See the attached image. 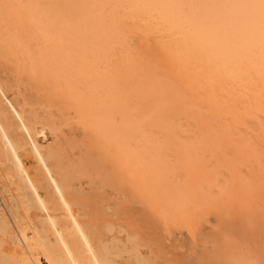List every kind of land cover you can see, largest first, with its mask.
Listing matches in <instances>:
<instances>
[{
    "label": "bare ground",
    "instance_id": "1",
    "mask_svg": "<svg viewBox=\"0 0 264 264\" xmlns=\"http://www.w3.org/2000/svg\"><path fill=\"white\" fill-rule=\"evenodd\" d=\"M11 2L0 9V29L6 19L8 40L19 45L25 39L14 24L32 28L43 80L112 148L129 179L121 188L135 183L161 196L193 236L198 220L215 217L211 264H264V239L248 258L225 232L264 226V0ZM149 35L153 56H169L164 78L148 65L151 54L142 57ZM25 105L10 99L0 80V160L16 192L11 206L0 200V264H150L136 236L104 239L81 219L71 173L56 149L40 142L48 126ZM105 230L108 236L114 228Z\"/></svg>",
    "mask_w": 264,
    "mask_h": 264
},
{
    "label": "rangeland",
    "instance_id": "2",
    "mask_svg": "<svg viewBox=\"0 0 264 264\" xmlns=\"http://www.w3.org/2000/svg\"><path fill=\"white\" fill-rule=\"evenodd\" d=\"M0 3H2L0 4V9L2 8L3 4H14L13 2H11V0H0ZM6 9L7 8H5L4 10ZM15 11L18 13L17 10ZM13 16L15 15L13 14ZM6 21V19L3 21V25L4 27H6H3L5 31L3 30V28L0 29V40L2 37L3 38L1 41H5L4 39H6V41L4 42L5 44L0 41V45L2 44L0 46V70L2 71H0V80L3 81L4 85L6 86L7 94L10 99H13L14 101H17L18 103L23 105L27 103L28 105H25L26 109H29V111L36 114L38 116V119H40V122H42V124L45 123L46 126L49 127H47V137L41 136L39 138L40 142L43 147H51L52 149L55 148L57 151V156L59 154L61 155L58 156V158L61 157L59 160H61L60 162H62L67 174L71 173L70 175L72 177L70 175L68 176L72 180V190H75V196L78 194V196L76 197L79 199H77V201H79L80 203L77 202L76 208L77 210L79 209L78 211L80 212L81 219L87 225L91 226L94 229L96 228L97 231L103 234V236L105 237L104 239L109 236H118L122 240H125L127 233L136 236L137 240H139V243L143 246L141 247V252L143 256L148 259V262L150 264H211L209 260L211 259V257L214 258L215 249L214 241L212 239H209V236L213 234L214 231L219 227L216 224L217 219H215V217H206L204 220L202 219V221L198 220L199 223L201 222L197 225V230L199 231V233L193 236L190 235L188 229L185 226L180 225V223L176 220L177 218L175 217L172 210H170L163 202L161 196H154L153 194L150 195V192L145 189V187L135 183L130 185V189H128L127 191H125V188H121L122 185L119 181L127 182V180L129 181V179L125 174L122 173V170L117 167L112 148H106L100 142L101 134L98 133L96 129H94L92 122L87 121L76 107L68 106L61 100V92H59L60 90H57L56 86L43 80L47 79V77L41 71L43 70L42 66L40 65L41 58L37 55V46L39 44V39L32 33V28H29L30 26L26 25L24 21H21L23 22L21 25L22 28H20V25L14 24L13 27L15 28L16 26L15 33L19 31V34L21 33L20 36H23H21V39H25L24 41L21 40L22 43H20L19 45H15L11 38H9L10 40H8L7 35L9 30L7 31L6 29L7 27H9V24ZM12 22L14 21L12 20ZM11 24L13 25V23ZM129 24L132 25L131 23H127V25ZM134 28L135 27L133 26L127 27V30H133ZM13 32L14 30L12 31V33ZM28 32L32 34L31 35L29 33V37ZM25 33H27V35ZM31 36L33 37V39ZM154 38V35H149L147 37V46L141 48V54L143 58L144 56H150L148 54H151L153 56L152 53L155 52V48L157 47L156 39ZM133 41L136 42V39L133 38ZM23 44L25 48H22L24 47ZM19 46L21 49L19 48ZM22 49H25V51H23ZM3 50L6 51V53L4 52L6 54L5 57H3L4 53H1ZM33 58L35 59V61ZM168 58L169 56H167V53L158 52L148 62V65L151 68L155 69L157 71L156 73L160 74V77L163 76L164 78L165 75H163L161 71H163L164 69H168L167 67L170 65V63H168L170 62V59ZM21 66L22 69H18V67ZM11 73H13V75H11ZM21 73H25L24 76ZM38 73H41V75ZM30 76L34 77L29 78ZM155 78L159 79L158 76H156ZM23 81L28 82L24 83ZM10 83L13 87L10 85ZM21 83L24 86L26 85V83L29 85L24 87ZM15 86L16 88L18 87V90L15 88ZM39 90H41L42 93H40ZM33 92L35 94H33ZM39 97H41V102L38 99ZM20 99H22L23 101H21ZM29 101H31L32 105H36V103L37 105L34 107ZM38 101L40 104L38 103ZM46 103H48V105ZM30 106H32L33 108H29ZM58 112L61 114H59ZM52 124H54L56 127ZM22 152L23 155H26V157L24 156V158L26 160L27 166L29 167V169L34 170L36 168L35 160L32 159V156L29 153L27 155L26 151ZM110 176H112L113 180ZM14 188L15 186L11 184V181L8 180L5 175V164H3L0 160V200L2 201V199L5 198L3 202L6 204L8 203V206L14 204V196L16 195V192H14ZM2 206H4V204ZM164 213L167 214L164 215ZM107 224H111L114 228L112 235H109L107 233L108 236H106L105 232L107 231L105 229ZM213 224H215L216 226ZM211 227L214 228L212 229ZM259 227L260 226H258V228ZM260 228L261 230H258L256 227L255 231L254 228H252V231L249 230L251 232L247 231L245 233H241L239 231V226H234L231 228L229 227L225 231L227 234H224H226L227 237L231 235L234 236L228 238H231L233 240L236 239V244H239L238 246H240L241 253L245 254L246 257L251 258L252 256L255 257V252H253V249L255 250L259 248L258 245L260 244L258 243H261L264 239V226ZM122 229L125 232L118 233ZM242 239L249 240L250 242L246 241L249 246L247 245V243H243ZM202 241L205 242L203 243ZM261 246L264 248V242ZM128 261V258L117 260L118 264H129ZM43 262L44 264H47L46 261L43 260Z\"/></svg>",
    "mask_w": 264,
    "mask_h": 264
}]
</instances>
